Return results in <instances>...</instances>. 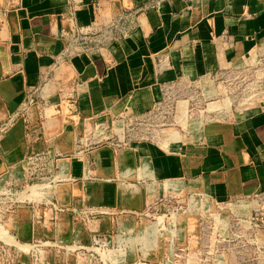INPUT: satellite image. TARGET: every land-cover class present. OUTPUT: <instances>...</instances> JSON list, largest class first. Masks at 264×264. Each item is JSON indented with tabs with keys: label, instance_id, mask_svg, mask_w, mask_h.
Segmentation results:
<instances>
[{
	"label": "crops",
	"instance_id": "0c3cea01",
	"mask_svg": "<svg viewBox=\"0 0 264 264\" xmlns=\"http://www.w3.org/2000/svg\"><path fill=\"white\" fill-rule=\"evenodd\" d=\"M79 35L90 52L73 53ZM260 65L264 0H0V126L15 120L0 178L40 183L8 234L78 239L80 221L44 200L99 208L91 229L112 241L138 225L122 210L162 195H264V96L233 114L202 106L225 74ZM161 103L165 127L131 133V117Z\"/></svg>",
	"mask_w": 264,
	"mask_h": 264
},
{
	"label": "rangeland",
	"instance_id": "374dc122",
	"mask_svg": "<svg viewBox=\"0 0 264 264\" xmlns=\"http://www.w3.org/2000/svg\"><path fill=\"white\" fill-rule=\"evenodd\" d=\"M213 87L214 93L202 105L209 111L233 114L257 105L264 96V66L230 71ZM163 127L150 128L149 133ZM37 184L24 188L0 178V236L12 252L11 259L0 258V264H19L24 254L30 264H264V195L228 202L200 193L162 195L136 215L122 210L120 217H134L138 225L121 230L122 236L112 241L91 229L97 214H105L99 208H67L44 200L47 209L80 221L79 238L16 244L8 234L12 226L8 218L15 207L29 205L26 194L35 193Z\"/></svg>",
	"mask_w": 264,
	"mask_h": 264
},
{
	"label": "built area",
	"instance_id": "2783aa9c",
	"mask_svg": "<svg viewBox=\"0 0 264 264\" xmlns=\"http://www.w3.org/2000/svg\"><path fill=\"white\" fill-rule=\"evenodd\" d=\"M73 43L75 45V47H73V53H88L93 49V47H91L93 41H91V39L87 38L86 36H76L73 40ZM170 111V107L167 103H161L158 104L155 109L148 114L134 115L131 117L129 130L131 133L145 130L148 134H151L149 133L151 131L150 128L154 129L155 127L163 125L162 121H164V116L169 115ZM14 122L15 120L11 119L10 121L2 124L0 126V136L5 133ZM10 248L11 247L8 244L0 243V258H9Z\"/></svg>",
	"mask_w": 264,
	"mask_h": 264
},
{
	"label": "bare ground",
	"instance_id": "6f19581e",
	"mask_svg": "<svg viewBox=\"0 0 264 264\" xmlns=\"http://www.w3.org/2000/svg\"><path fill=\"white\" fill-rule=\"evenodd\" d=\"M34 188V187H33ZM35 189V188H34ZM10 240V239H9ZM16 244H18L17 242H15ZM10 244V243H9ZM11 245H15V244H11ZM28 248H29V250L31 249V247H30V245H26ZM26 246H24V247H26ZM69 249V248H68Z\"/></svg>",
	"mask_w": 264,
	"mask_h": 264
}]
</instances>
